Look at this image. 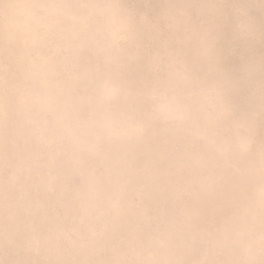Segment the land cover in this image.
I'll return each instance as SVG.
<instances>
[{
  "label": "clouds",
  "instance_id": "clouds-1",
  "mask_svg": "<svg viewBox=\"0 0 264 264\" xmlns=\"http://www.w3.org/2000/svg\"><path fill=\"white\" fill-rule=\"evenodd\" d=\"M255 9L264 2L3 4L2 264H264V120L235 100L225 66ZM188 42L198 72L174 47ZM133 69L144 73L135 92ZM124 117L137 140L171 122L199 175L122 182L105 161L127 138ZM67 217L75 227L60 226ZM9 244L25 258L9 260Z\"/></svg>",
  "mask_w": 264,
  "mask_h": 264
},
{
  "label": "rangeland",
  "instance_id": "rangeland-1",
  "mask_svg": "<svg viewBox=\"0 0 264 264\" xmlns=\"http://www.w3.org/2000/svg\"><path fill=\"white\" fill-rule=\"evenodd\" d=\"M18 0H0V25L3 20V4L16 3ZM153 3L164 5L166 3L181 4L191 0H152ZM264 0H227L229 4H246L255 6ZM255 25L251 34L236 43L235 54L229 56L225 66L232 78L234 85V98L242 106L252 109L258 114V121L264 120V113L260 112V95L264 92V11L255 9L253 12ZM181 27H183L181 25ZM227 31V30H226ZM247 31V29H246ZM231 39V34L226 37ZM146 44L152 41L145 39ZM181 49L183 58L189 64L192 71L198 72V65L194 61L190 42L176 46ZM2 60V56H0ZM2 74V73H0ZM144 73L140 69L130 70L128 80L132 83L133 92L141 87ZM46 84L47 77L42 76ZM138 107L134 97H130L126 106V113L131 114ZM124 119L127 125L125 131L127 138L119 142L112 152L109 153L105 163L113 175H118L122 182H131L137 186L156 187L161 183L164 176H181L190 173L192 176L199 175L201 161L193 158L187 151L186 138L171 122H163L154 127L151 133L140 140L135 139L136 129L127 117ZM217 175L209 177V182L219 183ZM2 181V174H0ZM226 195V191H222ZM61 227L68 229L75 227L70 217L61 218L58 221ZM4 226L3 201L0 198V264L4 260ZM16 227L20 230L26 228L23 219L17 222ZM11 240V234L9 236ZM12 245L9 244V260L25 258L24 253L19 256L11 254Z\"/></svg>",
  "mask_w": 264,
  "mask_h": 264
}]
</instances>
